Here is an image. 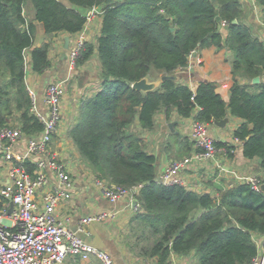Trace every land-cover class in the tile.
Returning a JSON list of instances; mask_svg holds the SVG:
<instances>
[{
  "label": "trees",
  "instance_id": "16d2710c",
  "mask_svg": "<svg viewBox=\"0 0 264 264\" xmlns=\"http://www.w3.org/2000/svg\"><path fill=\"white\" fill-rule=\"evenodd\" d=\"M29 2L33 18L24 13ZM68 2L71 6L61 0H0V125H9L17 116L27 137H38L45 130L31 112L33 99L26 80L27 50L32 49L35 73H44L52 64L49 41L34 47L35 21L42 22L50 36L78 35L88 11L101 8L97 45L101 88L83 100L70 137L98 178L124 189L140 187L136 199L141 211L130 221L128 247L138 256L155 258L156 264H168L173 254L192 253L198 264L252 263L259 254L254 234L264 236V192L249 183H236L213 197L183 185L156 182L157 158L143 137L155 129L160 113L170 119L177 112L208 125L230 114L243 120L233 133L244 142L243 155L258 158L264 172V82L253 83L264 75V41L243 20L241 0ZM257 4L264 13V0ZM223 21L228 22L225 28ZM210 47L233 53L228 101L213 81L200 82L193 90L169 77L151 91L133 88L154 73L161 74V80L174 76L188 67L194 52ZM94 51L95 46L87 43L77 66ZM171 135L186 149L182 153L190 155L191 136Z\"/></svg>",
  "mask_w": 264,
  "mask_h": 264
},
{
  "label": "crops",
  "instance_id": "0c3cea01",
  "mask_svg": "<svg viewBox=\"0 0 264 264\" xmlns=\"http://www.w3.org/2000/svg\"><path fill=\"white\" fill-rule=\"evenodd\" d=\"M66 5L71 6L68 0H61ZM244 9L245 23L251 27L256 36L264 41V13L261 7L252 0H241ZM24 13L27 17L33 18V5L29 2ZM36 35L34 47L42 46L49 41L51 44L50 58L51 67L44 73H35L31 65V50L26 54V80L29 90L35 93L38 107L41 111H46L45 91L48 85L58 78H69L68 92L64 102V119L61 123L58 134L51 143V148L59 154L61 159L69 164L73 177L76 181L75 194L70 201L61 204L57 210L59 219L64 220L67 226L73 230L78 228L82 218L97 215L103 212H116L114 218H107L102 221H94L88 225L91 236H85L88 242L110 253L115 264H155V258H144L135 254L127 245L130 221L137 214L136 194L124 197L116 202L108 199L95 182L96 174L92 168L78 154V150L70 137V128L78 117L79 107L86 97L95 95L101 88L102 65L98 57V37L101 34L102 18H95L87 25V43L95 46L94 54L82 65L71 68L69 53L77 35L68 33H57L48 35L44 24L35 21ZM226 30V29H225ZM227 31H225L226 35ZM70 38L69 48L66 49V39ZM196 55H191L189 65L186 68L178 69L174 77L177 81L189 85L196 90L200 82L213 81L218 86V91L228 101L230 97V87L233 83L232 64L233 53L228 49H217L215 47L197 50ZM264 82V75L261 82ZM193 118H182L177 112H172L170 119L164 113L157 116V124L153 131L144 132L147 150L157 158L156 168L158 176L163 171L166 164L185 157L186 149L183 145L176 143L171 134H181L190 136ZM11 125L19 126L17 120L10 121ZM243 122L242 119L232 115L227 116L225 127L217 126L213 123L210 126V134L217 142L233 141V133ZM174 124V129L170 124ZM182 136V137H183ZM26 144V139L15 146L16 151H20L22 145ZM170 146V147H169ZM81 160H80V159ZM226 167L241 174L258 175L264 177V172L260 169L258 158L249 159L243 155V146L237 144V152L229 160H226ZM8 165L0 152V186L8 182ZM188 187L198 192L210 193L213 197H218L221 191L234 186L237 182L231 172L220 173L212 165L201 168L198 171L191 169L183 172ZM258 244L259 255L264 251V236L254 234ZM178 264H198L194 253L188 256L173 254L170 262ZM84 264L74 262L69 259L65 264ZM90 264H101L96 258H92Z\"/></svg>",
  "mask_w": 264,
  "mask_h": 264
},
{
  "label": "built area",
  "instance_id": "2783aa9c",
  "mask_svg": "<svg viewBox=\"0 0 264 264\" xmlns=\"http://www.w3.org/2000/svg\"><path fill=\"white\" fill-rule=\"evenodd\" d=\"M252 1L257 4V0ZM102 12L98 7L88 11L85 28L70 49L71 68L77 66L85 50L87 25L97 17L102 18ZM227 25L228 22L223 21V28ZM68 85L69 78H58L48 85L45 112L39 109L35 93L30 90L33 99L31 112L45 126L40 136L27 137L19 126L0 125V152L8 165V182L0 186V264H65L69 259L90 264L93 257L101 264H115L110 253L92 245L85 236H91L88 231L90 223L114 218L116 212L84 217L76 230L69 228L57 216L59 206L73 198L76 187L69 164L51 148L52 139L58 134L64 119ZM210 126L192 120L190 136L194 149L190 155L166 164L158 176L162 183L189 188L183 172L188 169L198 171L212 165L220 173L231 172L236 183H249L254 189L261 190L264 183L261 176L241 174L226 167V160L237 152V144L244 146V142L233 137L231 142H222L233 146L231 149L226 145L218 146L210 134ZM24 139L26 144L16 151L14 147ZM95 182L113 202L136 194L140 188L124 189L97 176ZM12 203L14 208L9 213ZM136 205L140 207L138 202ZM168 264L178 263L169 261ZM250 264H264V251Z\"/></svg>",
  "mask_w": 264,
  "mask_h": 264
},
{
  "label": "water",
  "instance_id": "95a60500",
  "mask_svg": "<svg viewBox=\"0 0 264 264\" xmlns=\"http://www.w3.org/2000/svg\"><path fill=\"white\" fill-rule=\"evenodd\" d=\"M234 23H237V20H235ZM69 43H70V38L68 37L66 39V49L69 48ZM196 54L197 53L194 52L193 56L196 55ZM169 77L175 78L174 76H163L161 81H164V80H166ZM260 82H261V77H259V76L253 79V83L254 84H257V83H260ZM160 83L150 82V81H148V78H144V79H142L140 81L135 82L133 84V88L137 89V90H141V91H151V90L156 89L160 85ZM226 123H227V118L226 119H222V120H217V121L214 122L215 125L220 126V127H225ZM170 128L172 130L174 129V124L173 123L170 124ZM155 181L162 183V181L158 177V174H157V176L155 178ZM261 190L264 192V183L261 185ZM13 208H14V204L12 203L11 204V208L9 209V213H11L13 211Z\"/></svg>",
  "mask_w": 264,
  "mask_h": 264
},
{
  "label": "rangeland",
  "instance_id": "374dc122",
  "mask_svg": "<svg viewBox=\"0 0 264 264\" xmlns=\"http://www.w3.org/2000/svg\"><path fill=\"white\" fill-rule=\"evenodd\" d=\"M148 81H150V82H156V83H160L161 82V74H158V73H154V74H152V76L151 77H149L148 78ZM67 92H68V90H67ZM67 92H66V94H67ZM87 98V97H86ZM85 98V99H86ZM84 100V99H83ZM83 100H82V102H83ZM65 102V101H64ZM16 119H17V116H14L13 117V120L14 121H16ZM77 149V148H76ZM78 150V149H77ZM79 155V154H78ZM80 156V155H79ZM80 159V158H79ZM81 160V159H80ZM100 179V178H99ZM101 180H103V179H101ZM106 181V180H105ZM107 182V181H106ZM108 183V182H107ZM138 202V201H137ZM138 209V211L137 212H140L141 211V207H138L137 208Z\"/></svg>",
  "mask_w": 264,
  "mask_h": 264
}]
</instances>
